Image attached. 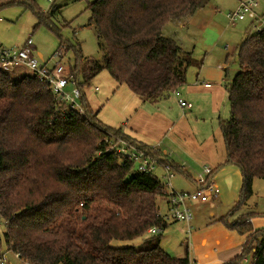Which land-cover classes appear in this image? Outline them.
<instances>
[{
	"label": "trees",
	"instance_id": "16d2710c",
	"mask_svg": "<svg viewBox=\"0 0 264 264\" xmlns=\"http://www.w3.org/2000/svg\"><path fill=\"white\" fill-rule=\"evenodd\" d=\"M211 0H94L90 21L101 40V62L87 63L76 49L68 72L86 85L101 71L143 101L158 102L186 82L192 53L163 33ZM68 46V44H66ZM239 69L224 85L230 117L220 121L226 161L242 174L239 199L222 218L248 234L242 253L226 264H264V227L254 229L255 211L231 220L264 180V28L249 33L236 53ZM228 78V79H227ZM87 116L57 114L53 94L36 76L0 68V260L11 251L32 264H189L160 245L170 224L158 215L164 184L155 172L110 148L122 128L102 124L84 97ZM125 138L140 148L126 133ZM159 155V153H158ZM161 164L195 183L173 159ZM161 168V167H160ZM216 172V169L213 171ZM158 227V233L149 229ZM10 264V263H9Z\"/></svg>",
	"mask_w": 264,
	"mask_h": 264
},
{
	"label": "crops",
	"instance_id": "0c3cea01",
	"mask_svg": "<svg viewBox=\"0 0 264 264\" xmlns=\"http://www.w3.org/2000/svg\"><path fill=\"white\" fill-rule=\"evenodd\" d=\"M239 46L235 48V54ZM209 58L205 55L199 66L189 67L186 82L178 88L181 97L192 104L190 108L180 106L173 93L155 103L143 101L126 85H120V89L114 91L113 84L101 99L91 98L93 93H98L92 85L86 88L85 94L92 110L97 112L98 120L105 126L122 128L124 133L144 145L159 144L162 149H171V159L177 163L188 162L183 169L187 172L195 174L204 166L216 169L213 178L216 195L195 207L191 205L195 210L189 223L176 222L181 224V243L184 244L181 256L187 251L189 258L197 264H226L242 253L248 234H241L222 221L239 199L242 174L238 167L224 165L226 148L220 121L227 119L223 117H227L230 109L224 85L229 65L226 58L225 62L218 57ZM213 59L215 61L209 64L208 61ZM214 71L221 75L214 76ZM207 83L211 85L206 86ZM207 209L210 215L205 213ZM251 221L254 229L264 227V216L253 217Z\"/></svg>",
	"mask_w": 264,
	"mask_h": 264
},
{
	"label": "rangeland",
	"instance_id": "374dc122",
	"mask_svg": "<svg viewBox=\"0 0 264 264\" xmlns=\"http://www.w3.org/2000/svg\"><path fill=\"white\" fill-rule=\"evenodd\" d=\"M93 1L0 0V40L7 47L18 49L28 38H31L35 46V56L39 62H46L56 50L65 44H68L63 60L65 65L75 64L76 49L84 61L83 68L87 63L101 62L103 57L101 40L97 36L94 22L90 21L89 4ZM239 1L211 0L205 8L196 12L187 21L186 19L181 21L182 24L168 23L163 33L167 37H173L184 50L192 53L194 65L190 67L199 66L205 55L210 56L209 59L218 57L225 62L228 54L226 58L227 65H229L228 73L232 76L239 69L238 58L234 53L235 48L244 42L249 33H256L251 19L245 18L232 22L227 17V13L237 8ZM257 1L259 2L256 9L260 15L259 24L262 23L261 27L264 28V0ZM212 61L215 59L208 63L211 64ZM27 71L29 70H19L15 75L19 77L29 73ZM213 74L214 76L221 75L218 71H214ZM90 83L94 87H99L98 93H93L91 96L93 100L104 98L108 88L113 87V84L114 91L120 89V85L106 70L101 71ZM229 113L230 109L227 110V117L223 118H229ZM122 131L124 133L123 129ZM201 170H196L195 174L191 171L194 179H196L197 172ZM155 173L162 181L164 180L162 168H157ZM172 183L177 190L195 188L190 178L179 173L174 174ZM197 203L200 202H194L193 206L195 207ZM193 206L191 207L192 212L195 210ZM161 207L163 208L162 202ZM214 211L216 212V209ZM250 211L264 216V180L261 178L254 179L252 196L246 205L236 210L230 218L232 220L239 214ZM205 213L210 215L209 209ZM180 226L181 224L177 222L172 223L161 233V247L175 257H180L184 253ZM4 230V224L0 222V233ZM3 257L10 264H32L29 260L11 251ZM252 260L250 255L246 257L243 264H251Z\"/></svg>",
	"mask_w": 264,
	"mask_h": 264
},
{
	"label": "built area",
	"instance_id": "2783aa9c",
	"mask_svg": "<svg viewBox=\"0 0 264 264\" xmlns=\"http://www.w3.org/2000/svg\"><path fill=\"white\" fill-rule=\"evenodd\" d=\"M53 1V0H50ZM259 3L257 0H243L239 3L234 11L227 13V17L232 21L243 20L249 18L252 21H259V15L256 11ZM262 23H253V28L256 32L262 29ZM68 46L65 44L46 62H39L35 56V46L31 38L18 49L9 48L0 40V68L7 73H17L19 70H29V74L37 77V79L44 83L53 94V107L57 114L61 116H68L70 113H78L87 116V108L84 103L86 96V85L81 74L77 76L68 72V65L63 63L65 59ZM220 67L224 65L220 64ZM207 83L206 86H210ZM95 91H99L98 86H93ZM178 103L182 107L190 108L191 103L184 100L178 89L173 91ZM110 148L117 150V152L124 154L134 161L138 170L144 172H156L157 168H162L164 171L162 181L164 184L163 197L159 202L158 215L167 223L183 221L189 223L192 219L191 205L194 202H206L216 195L214 186V169L210 166H204L201 171L197 173L195 179V189L192 191L177 190L172 178L174 172L170 165L161 164L159 159L162 156L171 158L173 151L169 148H160L159 144L148 145L147 148H140L131 140L125 138L124 133L118 136H112L110 141ZM159 153V155H158ZM180 167L185 169L187 163L182 161ZM163 203V208L161 207ZM7 227V221L3 223ZM161 229L153 227L149 229L151 233H158ZM17 255V254H16ZM0 264H9L5 257H2ZM189 264H197L194 260L189 258Z\"/></svg>",
	"mask_w": 264,
	"mask_h": 264
}]
</instances>
